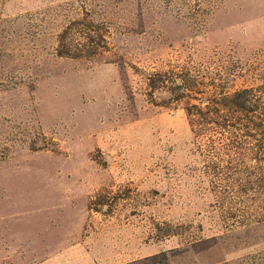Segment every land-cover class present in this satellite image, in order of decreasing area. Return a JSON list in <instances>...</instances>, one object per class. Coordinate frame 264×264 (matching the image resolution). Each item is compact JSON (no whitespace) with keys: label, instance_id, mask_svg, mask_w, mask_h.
<instances>
[{"label":"rangeland","instance_id":"374dc122","mask_svg":"<svg viewBox=\"0 0 264 264\" xmlns=\"http://www.w3.org/2000/svg\"><path fill=\"white\" fill-rule=\"evenodd\" d=\"M138 260L264 264V0H0V264Z\"/></svg>","mask_w":264,"mask_h":264},{"label":"trees","instance_id":"16d2710c","mask_svg":"<svg viewBox=\"0 0 264 264\" xmlns=\"http://www.w3.org/2000/svg\"><path fill=\"white\" fill-rule=\"evenodd\" d=\"M100 41L105 43V41L103 40V37L100 38ZM189 77H190L189 72H179V71H175L173 69H170V70L165 71L163 73L151 74L149 81H150V83H153V82H155V79L165 78L168 83H170L172 85H175L177 90H183L184 96H187L193 90V89H191V86L188 85L189 82H190ZM171 79H174V80L170 81ZM178 81H179V84H177ZM192 81L194 82L195 79H192ZM197 84L199 85V83H197ZM177 99H179V98H177ZM177 99H175V97L172 98V100H174V101H176ZM191 107H193V105ZM140 263H142V262L140 260H138V261H134V262H132L130 264H140Z\"/></svg>","mask_w":264,"mask_h":264}]
</instances>
